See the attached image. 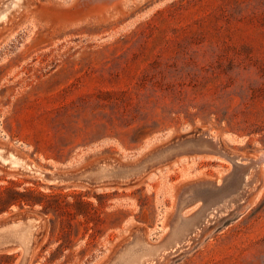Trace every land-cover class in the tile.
<instances>
[{"label":"rangeland","instance_id":"rangeland-1","mask_svg":"<svg viewBox=\"0 0 264 264\" xmlns=\"http://www.w3.org/2000/svg\"><path fill=\"white\" fill-rule=\"evenodd\" d=\"M8 6L0 147L29 165L129 164L153 138L200 131L242 156L264 154V0H0ZM230 168L188 156L94 187L0 163V219L41 220L29 264H111L137 229L149 242L165 236L183 187ZM257 179L248 207L214 218L161 264H264V167ZM21 257L2 251L0 264Z\"/></svg>","mask_w":264,"mask_h":264},{"label":"water","instance_id":"water-1","mask_svg":"<svg viewBox=\"0 0 264 264\" xmlns=\"http://www.w3.org/2000/svg\"><path fill=\"white\" fill-rule=\"evenodd\" d=\"M1 13V11H0ZM166 135L151 139L129 159L140 158L129 164H97L82 170H41L29 165L7 148L0 147V163L16 165L40 175L50 183H83L94 187L123 185L138 179L153 169L166 166L178 159L190 156H212L224 159L231 168L220 181H199L186 185L177 196L174 213L171 216L164 237L155 242L146 239L143 229H137L118 251L111 264H161L167 258L188 248L208 224L234 208L248 207L252 191L258 182V171L264 167V154L258 157L242 156L229 150L225 141L211 131L186 134L164 142ZM226 140L235 142L227 136ZM151 151L145 152L146 149ZM41 220L31 214L0 219V252L19 250L22 253L19 264H29L31 251ZM154 230L149 237L156 236ZM196 237V238H195ZM152 239V238H151Z\"/></svg>","mask_w":264,"mask_h":264},{"label":"bare ground","instance_id":"bare-ground-1","mask_svg":"<svg viewBox=\"0 0 264 264\" xmlns=\"http://www.w3.org/2000/svg\"><path fill=\"white\" fill-rule=\"evenodd\" d=\"M18 3V2H17ZM25 3V2H24ZM9 5V4H8ZM15 5H17V4H15ZM23 6V5H22ZM19 7H21V6H19ZM15 8V7H14ZM22 8V7H21ZM9 9H10V6H8V7H6V9H4L1 13H0V22H2L6 17H8V16H10V15H13L14 13H15V11L14 12H10L9 11ZM20 9V8H19ZM16 10V9H15ZM12 11V10H11ZM18 12V11H17ZM208 157V156H207ZM212 157V156H211ZM179 160V159H178ZM14 165V167H16L17 165H16V163H14L13 164ZM221 216V215H220ZM197 237V236H196ZM189 246H190V243H189ZM175 256V255H174ZM173 257V256H172ZM164 263H165V261H164Z\"/></svg>","mask_w":264,"mask_h":264}]
</instances>
